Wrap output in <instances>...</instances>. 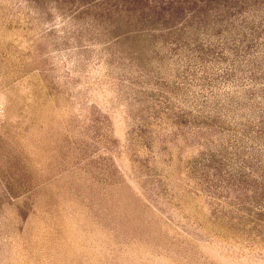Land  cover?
I'll return each instance as SVG.
<instances>
[{"label": "rangeland", "instance_id": "1", "mask_svg": "<svg viewBox=\"0 0 264 264\" xmlns=\"http://www.w3.org/2000/svg\"><path fill=\"white\" fill-rule=\"evenodd\" d=\"M0 264H264V0H0Z\"/></svg>", "mask_w": 264, "mask_h": 264}]
</instances>
